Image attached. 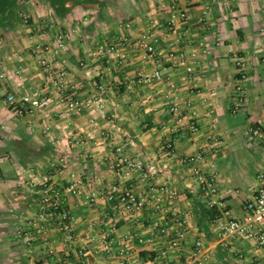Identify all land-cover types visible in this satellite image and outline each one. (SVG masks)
<instances>
[{
	"label": "crops",
	"instance_id": "crops-1",
	"mask_svg": "<svg viewBox=\"0 0 264 264\" xmlns=\"http://www.w3.org/2000/svg\"><path fill=\"white\" fill-rule=\"evenodd\" d=\"M172 4L188 17L175 20L183 39L169 46ZM42 58L64 71L63 88ZM155 70L159 79L142 81ZM0 75V264H195L196 241L207 263L264 264L252 242L217 225L242 216L264 169V139L244 135L264 123V0H0ZM8 93L47 104L19 114ZM72 96L85 103L78 113L66 108ZM203 149L216 219L200 211L208 204L182 162ZM120 157L141 168L122 177ZM44 178L64 193L66 231L39 229L32 184ZM70 184L80 193L64 192ZM122 190L141 205L121 212Z\"/></svg>",
	"mask_w": 264,
	"mask_h": 264
},
{
	"label": "built area",
	"instance_id": "built-area-1",
	"mask_svg": "<svg viewBox=\"0 0 264 264\" xmlns=\"http://www.w3.org/2000/svg\"><path fill=\"white\" fill-rule=\"evenodd\" d=\"M171 18L168 25V33L171 35V40L168 45L173 46L180 44L182 42V35L178 31L175 20H185L188 17L186 10H179L175 4H172L171 7ZM26 21V20H25ZM65 38L63 36H58L56 39L57 45L61 48L64 47ZM139 46L146 49L149 54H152L153 49L149 44L146 37H143L138 41ZM98 52L101 53H111L113 47L105 46L103 44L98 45ZM171 57H178L177 64L186 68L188 73H192L193 66L192 64L186 63V57L184 54L179 52V54L170 52ZM40 65L43 67L44 71L50 74L51 82L57 88H63L64 80L63 75L64 71H59L55 74L54 68L50 62L46 61L44 58L40 59ZM2 75H0L1 77ZM152 78L159 79L160 73L158 70H155L150 75H143L142 81L147 83L150 82ZM100 88H103L101 85ZM240 91V90H239ZM240 93V92H239ZM241 96L236 98L235 106H239L241 102ZM5 102L10 106H13L17 109L19 114L23 112H28L37 108L41 105H46L47 100H41L37 96H32L27 93H23L20 96H16L13 93H8ZM189 102V101H188ZM85 103L82 100L72 96L66 100V108L71 113H78ZM170 111L174 114L175 121L180 122L182 117L178 106L173 103L170 107ZM189 129L197 133L199 127L194 123H189ZM245 137L249 140L264 139V123L251 124L244 131ZM208 141L211 142L214 139L213 135L207 137ZM169 150H173L170 143L167 144ZM215 147H210L213 149ZM118 148L117 150H119ZM216 150V148H215ZM203 151L196 154H188L183 157L182 162L185 164H192V173L196 182L198 183L199 190L203 196L204 201L208 204V207H213L217 204L216 200V185H215V173L211 171H204L200 167V163L203 162L204 156ZM120 166V175L122 177H129L132 172L136 169H140L141 166L138 162L130 158H119ZM258 185L256 186L253 194L250 198L245 201L244 212L242 216L238 218L228 219V220H219L217 223L219 229L226 235L231 238H245L253 243V245L260 251L262 262H264V169H262L257 175ZM39 188V198L37 201V214L36 220L39 225L40 230H46L50 225L55 224L56 227L61 231H66L70 227L72 217L64 206V193L60 191L56 186L50 183L49 178H44L43 182L37 184L33 183L32 187ZM118 189L112 187L105 194V197L113 199L115 192ZM64 192L68 193H80L79 188L76 184H70L64 189ZM88 201H93L96 197L94 192H90L85 195ZM169 197H174L173 193L169 194ZM121 201V212H128L133 210L135 207L141 205L140 200L132 193L130 190H122L119 195ZM201 247V242H195V250L192 252L189 259L193 260L195 264H220V263H207L204 260L199 259V249Z\"/></svg>",
	"mask_w": 264,
	"mask_h": 264
},
{
	"label": "trees",
	"instance_id": "trees-1",
	"mask_svg": "<svg viewBox=\"0 0 264 264\" xmlns=\"http://www.w3.org/2000/svg\"><path fill=\"white\" fill-rule=\"evenodd\" d=\"M200 211L204 214V215H206V216H210V219H216L217 218V216H218V211H217V209H216V207H208V208H203V207H201L200 208Z\"/></svg>",
	"mask_w": 264,
	"mask_h": 264
},
{
	"label": "rangeland",
	"instance_id": "rangeland-1",
	"mask_svg": "<svg viewBox=\"0 0 264 264\" xmlns=\"http://www.w3.org/2000/svg\"><path fill=\"white\" fill-rule=\"evenodd\" d=\"M215 261V260H214ZM217 261L213 262V263H216Z\"/></svg>",
	"mask_w": 264,
	"mask_h": 264
}]
</instances>
